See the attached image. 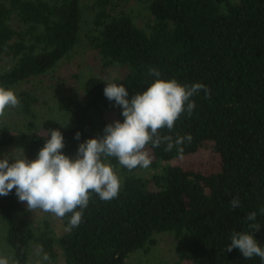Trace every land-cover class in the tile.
<instances>
[{
    "label": "trees",
    "instance_id": "1",
    "mask_svg": "<svg viewBox=\"0 0 264 264\" xmlns=\"http://www.w3.org/2000/svg\"><path fill=\"white\" fill-rule=\"evenodd\" d=\"M82 0H0V62L11 64L0 71V85L16 88L43 75L78 43L83 20ZM114 0H95V47L108 63L126 68L122 78L91 76L84 83L85 97L59 98L71 123L47 118L40 129L14 130L0 126V148L15 147L35 159L52 129L65 139L63 152L77 153L79 144L103 134L107 124L123 121L122 108L104 95L107 82L122 83L129 99L146 90L155 77L181 83L202 82L211 89L193 99L196 108L184 114L175 128L162 135L191 134L181 157L176 148L146 146L152 164L161 172L144 177L121 166L124 180L119 196L104 202L92 194L83 222L55 237L50 229L37 232L27 206L15 189L0 196V215L6 224L5 241L15 264H29L32 245L50 258L60 248L70 264H125L130 253L152 243L167 230L176 234L175 264H264L259 257L246 259L238 249L227 252L233 231H248L246 216L257 212L261 224L254 236L264 246V0H149L152 23L138 25L126 13H113ZM13 19L25 26L20 30ZM18 109L28 116L34 95L16 92ZM81 133L79 139L75 138ZM220 159L216 171L192 170L180 163L203 149ZM176 161L171 164L170 162ZM238 197L241 206L232 209Z\"/></svg>",
    "mask_w": 264,
    "mask_h": 264
},
{
    "label": "clouds",
    "instance_id": "2",
    "mask_svg": "<svg viewBox=\"0 0 264 264\" xmlns=\"http://www.w3.org/2000/svg\"><path fill=\"white\" fill-rule=\"evenodd\" d=\"M147 75L155 77L154 81L131 99L124 84L107 82L104 95L122 108L124 120L107 124L102 135L80 143L75 159L63 152L64 135L55 128L35 159L29 160L25 155L0 158V196H7L15 189L18 200L26 203L30 212L39 209L57 218L71 214L68 220L71 229L83 222V212L89 206L92 194L104 202L119 196L122 181L109 158H116L121 166L131 171L151 166L148 145H166L165 151L176 148L182 157L183 145L190 144L193 136L186 134L173 139L171 134L162 135V130L171 133L184 114L192 115L197 106L193 97L203 91L207 99L211 89L202 82L181 83L175 78H162L161 72L151 66ZM19 106L21 99L16 92L0 85V121L6 117L7 110ZM80 136L77 132L75 138ZM230 206L236 209L241 206V201L238 197L233 198ZM259 212L264 215V207ZM246 221L249 230L233 231L226 251L238 249L246 259L259 257L264 261V246L253 234L261 228L257 212H249ZM36 255L40 257L36 264L50 260L49 254L42 250H37ZM0 264L15 262L0 255Z\"/></svg>",
    "mask_w": 264,
    "mask_h": 264
},
{
    "label": "rangeland",
    "instance_id": "3",
    "mask_svg": "<svg viewBox=\"0 0 264 264\" xmlns=\"http://www.w3.org/2000/svg\"><path fill=\"white\" fill-rule=\"evenodd\" d=\"M53 1V0H52ZM149 0H114L111 10L113 13H126L143 28H148L152 23L147 9ZM237 2L238 0H232ZM83 20L81 24L80 38L75 47L69 51L53 68L43 75L31 78L23 82L16 88V92L29 91L34 95V102L31 106L32 115L28 116L23 111L16 108L7 110L6 117L0 121L1 125H6L14 130H28L35 127L40 129L42 122L47 118L56 119L65 125L71 123V116L59 106V98L65 95L78 94L85 97L84 83L91 76L102 77L106 80L122 78L126 73V68L119 62L108 63L103 58L97 47H95V37L97 28L94 23L95 11L92 7L95 0H82ZM13 25L24 30L25 26L13 19ZM11 64V60L6 58L0 62V71ZM5 155L13 157H25L33 160L19 148H0V158ZM77 153L69 155L73 159ZM180 163L192 170L210 172L216 171L220 167L219 156L210 148L201 150L191 156L181 158ZM10 162H12L10 160ZM176 161L170 162L171 164ZM114 170L123 182L124 176L119 166L113 165ZM161 166H151L148 169L137 168L136 173L144 177L161 172ZM122 185V183H121ZM26 205V203H24ZM27 206V205H26ZM30 220L37 232L50 229L55 237H59L67 230L65 221L57 218L52 213H47L37 209L30 213ZM6 224L0 215V255L9 257L12 261L13 252L5 241ZM153 242L144 248H139L130 253L125 260V264H175L178 256L175 250L176 234L172 230L154 234ZM37 250H42L38 245L30 248L29 264H36L40 259L36 255ZM58 255L50 258L43 264H70L64 257L60 248ZM43 253V251H42Z\"/></svg>",
    "mask_w": 264,
    "mask_h": 264
}]
</instances>
